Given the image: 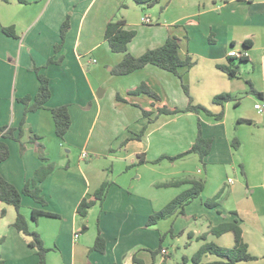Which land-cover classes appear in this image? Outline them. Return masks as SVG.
<instances>
[{
  "label": "crops",
  "instance_id": "1",
  "mask_svg": "<svg viewBox=\"0 0 264 264\" xmlns=\"http://www.w3.org/2000/svg\"><path fill=\"white\" fill-rule=\"evenodd\" d=\"M67 17L69 29L55 53L60 27ZM143 17H149L151 23H142ZM113 18H122L125 29L135 31L127 46L132 56L158 48L174 36L179 39L180 59H188L192 66L180 69L181 79L153 65L125 76L112 75V68L123 57L111 52L104 40L105 27ZM3 29H11L14 37L5 35ZM244 43H248L246 49ZM232 50L246 53L244 62L234 60L239 72L235 78L218 69L228 65ZM49 58L61 62L48 65ZM34 68L49 80L51 95L45 109L25 113L17 99L37 93ZM141 83L159 97L154 105L146 95H129ZM182 85L193 104L205 107L212 115L187 112L155 117L158 108L187 106ZM251 88L264 98V0H160L152 7L138 6L133 0H0V126L18 128L24 119V151H20L19 142L5 140L9 157L0 163V175L17 190L31 180L42 163L35 144L28 140L38 136L45 157L54 166L39 184L46 206L23 196L21 212L47 249L46 264H134V256L143 264H161L168 256V264L176 251L187 258L181 264H192L191 257L204 242L233 247L231 233L216 236L210 229L234 220L242 229L248 253L256 258L237 264H264L259 258L263 255L257 253L264 252V213L249 219L255 232L245 231L239 212L225 215L227 209L222 206L223 200L239 197L244 190L232 178L225 179L229 164L234 162L230 144L234 123H229L230 118L237 122L238 131L244 126L264 129V114L253 109L260 99L250 93ZM223 94L234 100L223 106L213 104V99ZM62 105H67L71 125L60 139L49 110ZM141 108L152 112L153 121L140 140L125 142L147 122ZM220 112L223 117L215 119L213 115ZM198 122L203 137L212 140L202 161L189 154L174 162L163 159L152 163L161 156L187 151L195 141ZM82 153L87 158H81ZM139 155L145 163L134 165ZM232 171L236 174L233 167ZM183 178L202 181L203 192L185 206L184 216L175 213L147 227L151 214L190 187L160 186ZM105 181L111 185L103 202L94 205L85 218L79 217L76 208L80 201ZM219 192L216 207H206L205 201ZM245 193L252 192L246 189ZM33 209L58 217H38L33 222ZM15 217L14 208L0 202V260L2 264H37L36 250L12 226ZM171 218L174 221L168 236L159 222ZM200 218L207 223L203 233L190 227ZM83 226L86 231L81 232ZM97 227L105 241L103 254L92 250ZM201 234L206 235L205 241L194 244L193 239ZM186 235L191 241L182 250L177 238ZM159 246L166 253L153 259L150 252ZM216 261L217 257L208 254L201 264Z\"/></svg>",
  "mask_w": 264,
  "mask_h": 264
},
{
  "label": "trees",
  "instance_id": "2",
  "mask_svg": "<svg viewBox=\"0 0 264 264\" xmlns=\"http://www.w3.org/2000/svg\"><path fill=\"white\" fill-rule=\"evenodd\" d=\"M6 1V0H4ZM134 3L138 6L152 7L158 5L160 0H133ZM122 8L125 5L121 6ZM125 21L122 18L111 19L104 30V40L107 42L109 49L113 53L122 54V60L116 66H114L111 70V74L115 76H125L131 74L137 70L142 69L147 65H153L158 67L164 71H167L180 79L182 78L179 73L180 69H189L192 66V63L188 60H181L178 55L179 49V39L170 36L166 39L164 44L158 48L150 49L145 51L142 55L135 57L128 53L127 46L132 41L135 36V31L126 30L125 29ZM69 29V19L68 17L62 23L60 27V43L54 46V52H58L62 46V43L65 38V34ZM3 33L7 36L14 37V34L11 29H3ZM248 43H244V49H246ZM234 60L239 62H244V58L234 59L230 58L228 60L227 66H218V69L224 72L229 78H235L238 76V66L234 65ZM61 62L60 59L54 61L52 58H49L47 64H59ZM39 68H34V73L37 77L39 86L37 93L32 96H24L22 98L17 99L18 102L22 103L25 107V113L35 112L40 109H45V104L50 98V89H49V80L39 72ZM185 94L188 97V104L184 109L172 108L168 109L165 106L162 108H158L156 110V116L161 114L166 115H174L179 113H194L199 114L203 112L207 115H212V113L202 107L200 105L193 104V101L188 93L187 88L182 85ZM129 95L137 96V95H146L152 99V104L154 105L155 101H159V97L155 94L146 84L141 83L138 87L130 90ZM250 93L255 95L258 99L264 100L261 94L255 92L252 88L250 89ZM233 97L223 94L216 96L213 99V104L223 106L226 103L232 102ZM54 123V131L55 135L63 139L65 134L68 132L71 120L68 113L67 105H62L59 107H55L49 110ZM142 117L147 120L145 126L139 131V133L133 135L132 138L126 139L125 142L129 140H140L145 133L146 126L150 124L153 119L151 118L152 112L146 109H142ZM215 119L220 120L223 117V112H220L217 115H213ZM243 121V120H242ZM246 122V121H244ZM24 124V119L20 121L18 128H12L7 126H0V163L5 161L9 157V148L5 140H14L19 142L20 151H24V144L21 142V137L23 134L22 126ZM16 132V134H15ZM38 136H32L29 138V142L35 144L37 148V153L39 160L41 161V165L35 170L31 180L26 182L24 187L21 190H17L11 183L6 181L0 175V202L6 205L12 206L16 212L15 220L12 226L25 238L28 240L29 247L36 250V254L38 257L37 264H46V254L47 249L44 247L43 241L40 235L33 230L29 229L27 219L21 212V199L23 196L29 197L35 204L45 207L46 201L41 195L39 184L43 182V180L53 171V164L49 163L44 154V148L41 143L38 142ZM211 139L204 138L201 132V127L198 122L197 124V134L195 141L192 146L185 152L180 153L178 155L169 157V156H161L157 160L152 163H158L163 159H168L171 162H174L178 159H182L189 154H196L200 161H202L211 150ZM231 147L233 150H237L239 148V141L234 138L231 141ZM145 163V158L143 155H139L137 157V163L134 165H141ZM190 185L189 189L172 199L162 210L151 214L147 221L146 226L150 227L155 225L158 221L169 218L175 213H178L181 216H184V208L190 203L192 200L200 196V194L204 190L203 182L200 180L183 178L173 180L167 183L162 184L160 187L170 188V187H180L182 185ZM111 183L108 181L103 182L89 197L83 198L76 208V213L79 217L85 218L87 216L88 211L96 204H101L105 199L109 187ZM220 197V192L217 193L212 199L206 201L204 204L208 208L216 207V200ZM4 215V212L1 213ZM38 217H48V218H57L58 215L43 211L33 209L31 212V220L36 222ZM86 231V227L83 226L81 232ZM210 233L216 236L222 235L224 233H231L233 235V247L232 248H222L214 245L213 243L204 242L198 251L191 257L190 261L192 264H201V260L205 255H213L219 259V261L207 264H237L241 262H249L256 260L255 257L251 256L248 253L247 245L243 240L242 229L238 224L237 220L233 222L222 223L216 227L210 229ZM189 239L191 236L188 235ZM199 240L205 241L206 235L203 234L198 237ZM160 241L162 242V236L160 237ZM93 251H96L100 254H103L105 251V241L101 236V232L97 227V233L94 241V245L92 247ZM162 248L159 246L155 251H151V255L153 259L161 254ZM168 256L163 257V261L161 264H166V259ZM134 264H143L139 259L135 256L132 258ZM182 261L186 262L187 258L185 256L182 257ZM0 264L2 261L0 260Z\"/></svg>",
  "mask_w": 264,
  "mask_h": 264
},
{
  "label": "rangeland",
  "instance_id": "3",
  "mask_svg": "<svg viewBox=\"0 0 264 264\" xmlns=\"http://www.w3.org/2000/svg\"><path fill=\"white\" fill-rule=\"evenodd\" d=\"M257 102L261 103L262 100H258ZM229 123H234L233 134L230 136V144L231 141L236 138L239 141V148L235 151L231 147V150L234 154V162L229 164L225 179L226 177L232 178L235 180V183L238 182L239 185H242L244 190L239 193V197L233 196L223 200L222 206L223 208L227 209L225 215L231 211H238L239 217L245 220L242 225L245 231L255 232L253 222H251L249 219L254 218L259 213H264V186L261 185L264 184V179L261 176H264V129L263 127L258 128L257 126H244L239 128L238 131L237 122L233 120V116L230 118ZM232 167L236 170V174L233 173ZM261 167L262 170H260ZM253 185L254 188L251 189V186ZM246 189H249L252 193L246 195ZM173 221L174 219L171 218L159 222L160 229L165 231L166 235L168 236H170L172 233L171 229L173 226ZM206 224V221L200 218L196 221V224L193 223V225L190 227L196 232L203 233L205 231ZM201 235H197V238L193 239L194 244H196L195 242H200L198 237ZM167 238L169 243V240L171 239L170 237ZM190 241L191 240L188 238V235H186L183 239H179L178 237L177 245L183 250L185 247H188L187 244ZM257 253H259L261 256L263 255L262 257H259L260 259H264L263 251ZM170 260L171 261H169L168 264L182 263V257L177 253V251L172 253Z\"/></svg>",
  "mask_w": 264,
  "mask_h": 264
},
{
  "label": "built area",
  "instance_id": "4",
  "mask_svg": "<svg viewBox=\"0 0 264 264\" xmlns=\"http://www.w3.org/2000/svg\"><path fill=\"white\" fill-rule=\"evenodd\" d=\"M141 22H142V23H145V24H149V23H151L149 17H143V18L141 19ZM228 55H229L230 58H234V59H236V60H237V59H241V58H245V57H246V53H245V52H237V51H235V50L230 51ZM254 109H255L259 114H264V100H262L261 103H260V102H257V103L254 105ZM81 158L85 159V158H87V155H86L85 153H82V154H81ZM231 182H232V180H229V181H228V183H231ZM77 237H78V235L76 234V235H75V238H77ZM161 253H162V254H165L166 252H165V250H162Z\"/></svg>",
  "mask_w": 264,
  "mask_h": 264
}]
</instances>
